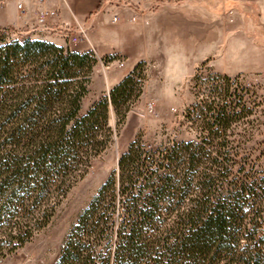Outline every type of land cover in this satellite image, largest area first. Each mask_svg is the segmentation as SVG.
Listing matches in <instances>:
<instances>
[{
    "label": "trees",
    "instance_id": "1",
    "mask_svg": "<svg viewBox=\"0 0 264 264\" xmlns=\"http://www.w3.org/2000/svg\"><path fill=\"white\" fill-rule=\"evenodd\" d=\"M98 62L0 29V258L49 224L141 97L144 61L83 113ZM230 82L186 110L195 138L149 147L136 136L56 264H264V145L251 163L231 151L233 124L253 110L241 96L233 105Z\"/></svg>",
    "mask_w": 264,
    "mask_h": 264
},
{
    "label": "rangeland",
    "instance_id": "2",
    "mask_svg": "<svg viewBox=\"0 0 264 264\" xmlns=\"http://www.w3.org/2000/svg\"><path fill=\"white\" fill-rule=\"evenodd\" d=\"M9 1L0 0V29H6L10 38L46 40L47 35L33 28L34 23L32 25L27 18L28 10L21 12L17 9L18 0L14 1L16 18L8 16ZM85 25L87 26L86 23ZM87 28V38L79 43H90L92 40L90 27ZM258 34L254 27H248L246 32H242L235 25L207 32L214 39V46L207 49L210 55L189 72L165 73L146 63L143 93L132 105L125 123L114 133L108 147L92 159L87 174L76 182L59 203L47 226L36 231L29 241L13 251H9L10 246L5 244V254L1 256L0 264H56L69 229L112 171L118 168L120 156L136 136L142 134L149 147L165 145L172 140L195 138L192 120L186 117V110L200 99H206L210 88L221 85L219 89L223 90L227 78L231 79L233 105L239 104L241 96L242 104L245 103L247 108L253 110L252 115L236 120L233 124L229 135L233 145L231 151H238L240 157H247L250 163L257 161L264 145V61L261 50L255 47ZM51 36L66 40L69 47L76 48L79 45L70 43L65 33ZM111 65L112 61L107 62L101 58L95 71L100 69V73L104 75ZM89 89L83 101V113L95 100L110 91H105L95 99L94 88L89 86ZM109 124L116 129V113L112 106ZM248 126L253 128L246 132L244 129Z\"/></svg>",
    "mask_w": 264,
    "mask_h": 264
},
{
    "label": "crops",
    "instance_id": "3",
    "mask_svg": "<svg viewBox=\"0 0 264 264\" xmlns=\"http://www.w3.org/2000/svg\"><path fill=\"white\" fill-rule=\"evenodd\" d=\"M15 0L7 4L8 16L15 19ZM27 18L35 22V0H24ZM74 14L90 27L92 40L81 42L78 51L93 50L98 60L117 56L102 75L94 71L90 88L95 99L110 90L144 61L165 73L189 72L206 60L207 51L214 46L207 32L235 25L242 32L254 27L258 32L255 47L261 50L264 61V0H70ZM60 10V18L71 21V13L57 1L51 2ZM118 20L114 21L113 16ZM137 16L133 21L132 17ZM34 21V22H33ZM30 23V24H31ZM34 27V26H33ZM67 46L65 40L47 39ZM257 41L259 43H257ZM124 61V66L118 65ZM264 63V62H263ZM97 69V68H96Z\"/></svg>",
    "mask_w": 264,
    "mask_h": 264
},
{
    "label": "built area",
    "instance_id": "4",
    "mask_svg": "<svg viewBox=\"0 0 264 264\" xmlns=\"http://www.w3.org/2000/svg\"><path fill=\"white\" fill-rule=\"evenodd\" d=\"M54 1H57L68 8L71 13V21H65L60 18L59 8L50 5V3ZM69 1L70 0H35L36 11L33 28L47 36L65 33L69 42L75 45L82 39L87 38L88 28L85 23L74 14ZM161 1L162 0H157V3H160ZM16 6L21 12L27 11V5L24 0H18ZM113 20L117 21L118 16L115 15ZM132 20H137V16H133ZM118 65L121 67L124 66V61H118Z\"/></svg>",
    "mask_w": 264,
    "mask_h": 264
}]
</instances>
